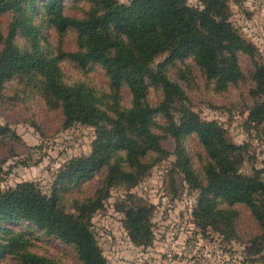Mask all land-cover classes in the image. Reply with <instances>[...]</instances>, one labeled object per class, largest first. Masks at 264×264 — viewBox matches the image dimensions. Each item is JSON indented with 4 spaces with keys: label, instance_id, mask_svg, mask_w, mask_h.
Here are the masks:
<instances>
[{
    "label": "trees",
    "instance_id": "1",
    "mask_svg": "<svg viewBox=\"0 0 264 264\" xmlns=\"http://www.w3.org/2000/svg\"><path fill=\"white\" fill-rule=\"evenodd\" d=\"M37 0H0V13H21L34 9ZM133 0L129 5L118 0H91L92 7L84 17L73 18L57 9L61 0H46L48 23L59 33L77 35V49L68 53L80 66L99 65L109 80L110 96L103 95L85 84L69 85L63 79L56 62L58 56L44 59L33 53H22L14 44L25 24L20 16L8 27L0 51V79L14 72L41 75L48 95L63 112L65 126L74 123L97 128V140L91 156L74 159L64 176L84 184L94 172L107 169L106 194L112 186L136 187L159 162L171 153L161 142L162 129L175 141L174 170L184 176L187 184L199 189L200 195L193 218L197 226L214 228L226 234L237 216L232 206L245 203L254 218L264 227V182L260 172L247 176L240 172L242 152H235L225 132L215 122H205L186 108L184 90L171 81L162 70H153L156 57L168 54L170 59L189 54L205 75L217 79L218 87H227L242 78L240 56L252 55L255 48L245 42L229 21L228 0ZM53 48V52L55 47ZM251 93L258 99L250 109L249 119L264 124V66L257 65L252 74ZM127 87L131 95L129 107H121L120 92ZM152 87L161 92L156 106L149 101ZM175 114L177 116H175ZM165 119L160 125L158 116ZM194 134L208 153L204 166V181L199 179L181 143L186 135ZM101 198L88 200L69 213L55 195L49 197L34 183H22L0 193V224L10 218L27 221L72 245L81 264H108L95 234L90 227L92 210L101 205ZM216 202L223 204L217 208ZM124 227L137 246L153 241L150 216L153 207L121 205ZM10 238L0 242V259L19 254L17 245L26 235L9 232ZM28 243L27 240H23ZM251 242H256L252 239ZM24 264H57L36 254H21Z\"/></svg>",
    "mask_w": 264,
    "mask_h": 264
},
{
    "label": "rangeland",
    "instance_id": "2",
    "mask_svg": "<svg viewBox=\"0 0 264 264\" xmlns=\"http://www.w3.org/2000/svg\"><path fill=\"white\" fill-rule=\"evenodd\" d=\"M130 4L133 0H118ZM46 0H37L34 9L21 13H0V33L7 34L9 24L17 19L24 22L14 44L22 53H36L45 59L58 56L56 65L65 82L85 84L93 92L110 96L109 80L96 64L80 66L68 53L77 49V35L59 33L48 23ZM189 5L199 6L196 0ZM229 21L234 30L255 50L242 54V78L220 88L217 79L208 77L189 54L170 59L160 55L152 63L153 70H162L179 84L186 99L187 109L205 122H215L224 130L227 142L242 152L240 172L254 176L260 172L264 182V124L249 119L250 109L258 101L251 93L252 74L257 65L264 66V0H228ZM57 9L73 18L84 17L92 7L91 0H61ZM4 43L0 41V51ZM55 53H52L53 48ZM43 78L26 72H14L0 79V193L22 183H34L45 195L56 196L65 211L77 214V208L88 200L101 198V207L92 210L90 227L95 234L108 264H264V227L254 218L245 203H235L237 213L232 228L223 234L214 228L197 226L193 213L200 191L191 188L184 176L174 170L176 157L172 154L175 141L162 129L161 142L171 155L157 163L134 188L112 186L107 194V169L96 171L81 184L64 176L74 159L92 155L97 140V128L74 123L65 126L63 112L48 95ZM121 107H129L131 95L127 87L120 90ZM161 92L152 87L149 101L156 106ZM158 116V115H157ZM175 116H177L175 114ZM160 125L165 119L158 116ZM186 149L196 174L204 181L203 168L209 155L196 135H186L181 143ZM153 207L150 228L153 241L137 246L130 240L124 227L125 216L119 212L127 207ZM223 204L216 202L219 208ZM224 206V205H223ZM23 232L27 240L17 242L24 249L19 254L6 252L0 264H24L21 254H36L57 264H81L72 245L45 234L31 223L10 218L0 224V242L9 239V232ZM252 239H255L254 248Z\"/></svg>",
    "mask_w": 264,
    "mask_h": 264
}]
</instances>
